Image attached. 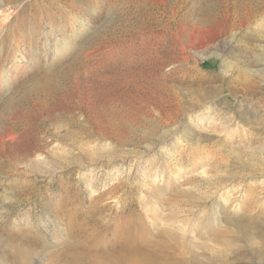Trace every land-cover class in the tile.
Wrapping results in <instances>:
<instances>
[{"label": "rangeland", "instance_id": "rangeland-1", "mask_svg": "<svg viewBox=\"0 0 264 264\" xmlns=\"http://www.w3.org/2000/svg\"><path fill=\"white\" fill-rule=\"evenodd\" d=\"M194 26L207 48L189 43ZM239 76L253 80L245 93ZM35 78L48 84L33 88ZM112 109L129 119L114 115L111 133L101 115ZM263 111L264 0H0V235L46 234L57 249L69 226L88 225L95 179L98 192L120 178L128 195L141 182L196 185L235 206L246 185L264 181ZM161 150L164 162L143 177ZM212 181L226 186L214 191ZM141 197L130 195L123 214ZM103 202L98 222H116L117 199ZM13 255L0 244V264H22ZM49 261L32 248L27 264Z\"/></svg>", "mask_w": 264, "mask_h": 264}, {"label": "bare ground", "instance_id": "bare-ground-1", "mask_svg": "<svg viewBox=\"0 0 264 264\" xmlns=\"http://www.w3.org/2000/svg\"><path fill=\"white\" fill-rule=\"evenodd\" d=\"M200 29L193 27L189 43L192 42L202 49L207 48L208 40L195 37V32ZM55 42L56 39L53 38L48 44L51 46ZM183 42L180 52L186 49ZM49 45L45 47V53L50 50ZM72 47L73 44L69 43L67 49ZM48 79L35 78L31 86L36 89L45 87ZM252 81L246 76H239L236 79L243 93L248 86L253 85ZM156 89L160 93H169L164 78H157ZM234 92L229 90V94L233 97ZM127 114L120 109L103 111L101 120L112 133L115 127L114 115L119 122H125L129 119ZM256 125L263 136L264 120L257 122ZM262 147L264 148V145ZM162 150V154L158 155L157 159L153 158L148 162L149 167L144 165L143 177H146L152 168L156 173L157 160L164 162L163 158L167 153H163ZM175 155L180 161L187 155V150L178 151ZM166 170L169 171L167 168ZM236 175L230 174L228 177ZM247 176L250 175H240L236 178L246 179ZM94 181L87 197L95 199L97 203L90 206L89 212L84 215L88 225L69 226L72 234H64L63 239L59 237L62 241L57 249L48 246H52L58 237L50 241L47 240L48 236H44L46 234H41L44 239L39 241L37 235L32 234L31 231L22 234L21 240L0 235V244L6 245L14 254L15 261L18 258L22 264L28 263L32 248L46 252L50 258L49 264H264V201L259 197V192H264V181H255V185H246L245 193H241L235 206L232 204L230 207L225 206L227 200L223 192L217 195L211 191L196 193V185L169 189L170 185L165 183L156 185L153 183L148 189L143 190L141 182L132 185L128 192L130 195L139 192V196H142L139 199L142 209L138 208L126 214H123V206L130 195L126 193L127 190H123L125 184L122 180L118 178L115 183L98 192V180ZM225 186L226 184L220 186L218 181H212L211 188L217 191ZM119 189L123 191L117 194ZM144 195L147 197L144 198ZM107 198H116L119 203V208L113 209V214L119 216L116 222H98L100 212L106 205L103 201ZM141 200L146 201L141 202ZM153 200L159 201L157 208L143 209L142 206ZM163 208L167 211L162 212ZM71 216L72 214L65 215V217ZM89 218L91 221H88ZM20 224H23V221L18 220L17 225ZM39 229L44 230L41 227Z\"/></svg>", "mask_w": 264, "mask_h": 264}]
</instances>
